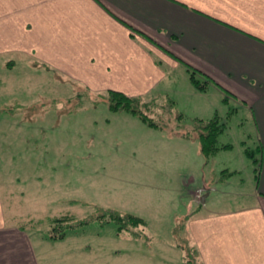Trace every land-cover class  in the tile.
Listing matches in <instances>:
<instances>
[{"label": "rangeland", "instance_id": "374dc122", "mask_svg": "<svg viewBox=\"0 0 264 264\" xmlns=\"http://www.w3.org/2000/svg\"><path fill=\"white\" fill-rule=\"evenodd\" d=\"M173 80L170 95L143 97L159 98L154 109L144 110L168 129L162 131L129 112L111 110L107 92L91 93L47 69L0 64V189L8 223L37 238L42 260L46 253L45 262L59 264V244L43 239L57 233L51 226L57 217L86 221L67 230L64 240L70 245L63 247H86L99 257L106 249L187 244L189 216L257 202L254 164L244 155L246 147L259 146L252 112L233 97L225 103L230 95L213 86L201 93L188 79L187 85L177 75ZM169 99L183 119L169 109ZM215 114L226 125L219 144L233 147L206 158L195 120ZM230 171L235 174L221 180ZM111 211L142 218L145 225L125 215L122 225L146 238L135 242L119 235L115 221L104 224ZM3 249L0 264L10 262L14 248Z\"/></svg>", "mask_w": 264, "mask_h": 264}, {"label": "crops", "instance_id": "0c3cea01", "mask_svg": "<svg viewBox=\"0 0 264 264\" xmlns=\"http://www.w3.org/2000/svg\"><path fill=\"white\" fill-rule=\"evenodd\" d=\"M3 62L47 69L91 93L129 97L170 95L175 75L191 83L195 70L209 80L206 92L213 86L230 95L225 103L233 97L249 108L262 149L259 171L254 165L257 202L189 216L186 235L196 264H264V0H0ZM206 183L196 189L209 190ZM7 216L0 189V263L10 246L4 264H58L45 262L46 253L42 260L37 238ZM49 236L43 239L59 244V264H186L175 241L106 249L98 257L86 247H63L67 234Z\"/></svg>", "mask_w": 264, "mask_h": 264}, {"label": "trees", "instance_id": "16d2710c", "mask_svg": "<svg viewBox=\"0 0 264 264\" xmlns=\"http://www.w3.org/2000/svg\"><path fill=\"white\" fill-rule=\"evenodd\" d=\"M199 73L195 70H191L190 73V81L193 84V86L196 88V90L200 91V92H206L209 88V80L207 78H205L203 75L199 76ZM108 94V103L110 106V109L113 111H125V112H129L133 115H136L142 122H144L146 125H148L149 127L152 128H164V125H160L158 124L154 118H152L144 109H146V107H148L147 110H152L154 109L153 106H155L156 104H158L159 98H151V100H146V98L143 97H129L123 93H119V92H115V91H109L107 92ZM225 101H228V96L225 97ZM155 104H153V103ZM166 104V102H165ZM169 105V109H176V105H175V101H171L169 99L168 104ZM166 108V105H165ZM173 112H175V114L177 115L178 119H183L185 117V115L183 113H177L176 111L172 110ZM219 116L216 114L213 118L208 119V120H204V119H196L195 122L197 124H200L201 126H198V132L199 134L197 135V138L200 141V145H201V151L203 153V155L207 158L210 157L211 155L215 154L216 152H218L219 150L222 149H229L232 148L233 145L232 144H224V145H220L219 144V138L222 135V133L225 131L226 125L225 122H222L219 120ZM202 129L201 131H199V129ZM185 137L191 138L190 135L188 134H184ZM245 154L248 156V158H250L252 160V162L255 165V170L256 172L259 171L260 168V157H261V152L262 149L260 146H256L255 148H251V147H246L245 148ZM229 174H233V173H229ZM126 216V218L130 219L131 221L134 220L135 222L141 224V225H145L146 222L134 215V214H130V213H125L122 214L119 211H111L110 212V218L104 220V224L105 223H109L111 221H115L116 224L119 225V234L123 233L124 230H127L129 232V234L135 238V239H139V238H146V236L144 235V233L141 232H137V231H132L130 230L129 226H127V222L125 223L126 225H122V220L123 222L126 221L124 218V216ZM97 220H101L99 218V216H97ZM51 226H52V230H57L54 234H50V239L52 240H58V239H63L66 235L67 230L69 229H76L84 224H86V221L84 220H74L72 216L70 215H65V216H61V217H57L51 220ZM103 221V220H101ZM189 242L187 244L184 243V245L182 244H178L179 247H181L182 249L186 250V260L185 263L186 264H195V257L197 254V248L195 246H192L191 241L188 240ZM190 251L193 253V257H190Z\"/></svg>", "mask_w": 264, "mask_h": 264}, {"label": "water", "instance_id": "95a60500", "mask_svg": "<svg viewBox=\"0 0 264 264\" xmlns=\"http://www.w3.org/2000/svg\"><path fill=\"white\" fill-rule=\"evenodd\" d=\"M204 198H205V197H202V201H204Z\"/></svg>", "mask_w": 264, "mask_h": 264}]
</instances>
